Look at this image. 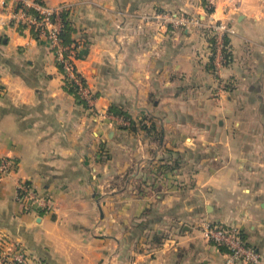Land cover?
<instances>
[{"label":"crops","instance_id":"obj_1","mask_svg":"<svg viewBox=\"0 0 264 264\" xmlns=\"http://www.w3.org/2000/svg\"><path fill=\"white\" fill-rule=\"evenodd\" d=\"M47 1L71 9L74 66L98 95L78 103L49 41L0 13V157L19 162L0 180V235L32 264H222L210 220L264 257V0L216 1L211 17L234 29L219 66L205 32L142 19L205 17L203 0ZM18 177L57 209L25 212Z\"/></svg>","mask_w":264,"mask_h":264},{"label":"built area","instance_id":"obj_2","mask_svg":"<svg viewBox=\"0 0 264 264\" xmlns=\"http://www.w3.org/2000/svg\"><path fill=\"white\" fill-rule=\"evenodd\" d=\"M217 0H205L203 5L206 11L205 17L186 11L176 13L170 11H154L152 14H143V22L158 21L161 26H171L179 29L206 32L215 42V59L217 66L223 63L224 45L226 35L234 32V29L225 19L211 17L216 7ZM239 4L241 0H233ZM211 9L208 12L207 8ZM69 7L63 4L51 5L47 0H0L1 22L18 29H29L38 39H46L54 49L57 62L63 66L64 80L78 86L79 93L86 98L89 109H92V91L88 85L80 79L75 69L73 59L77 48L71 47L69 55L65 51L61 33L63 31L62 13ZM2 86L0 84V91ZM123 125L129 123L122 117L112 115ZM19 162L12 156L0 157V180L8 177H17ZM16 201L25 212L35 214L50 213L56 209L52 197L41 194L34 185L28 184L23 177L16 179ZM203 235L218 246L224 245L229 252L222 264H238L240 262L252 264H264V257L255 248L246 245L239 230L226 223L204 220L201 223ZM33 258L28 250L19 242L10 239L7 235H0V264H32Z\"/></svg>","mask_w":264,"mask_h":264},{"label":"trees","instance_id":"obj_3","mask_svg":"<svg viewBox=\"0 0 264 264\" xmlns=\"http://www.w3.org/2000/svg\"><path fill=\"white\" fill-rule=\"evenodd\" d=\"M205 4V0H203V5ZM208 12H211V9H208V7H206ZM62 19H63V31L61 33V38H62V43L63 45L67 46V50L65 51L66 55H69L70 51H71V46L73 44L76 43L77 45V41H75L74 39L71 38V35L72 33L74 32V28L72 26V19H71V9L68 8V9H65L62 13ZM204 33V32H203ZM206 33V32H205ZM207 34V33H206ZM209 39H210V42H211V47L213 49V54L214 52L216 51V47H215V42H214V39L211 38L209 36ZM229 42V39L226 37L225 38V44ZM225 46V45H224ZM73 48V47H72ZM224 52H225V58H227V60H229V55L230 53L227 51V48L224 49ZM215 57V54L213 55L212 58ZM59 65V68L61 71H63V66L61 63H58ZM78 75L80 76V79L84 82V84L87 85V81L86 79L78 73ZM65 88L66 90L71 93L77 100L78 103L80 104H83L85 107L89 108V104L86 100V98H84L78 91V86L77 85H72L68 80L65 82ZM98 94L97 93H93V97L96 98ZM109 111L111 114L115 115V116H119V117H122L123 119L125 120H128L129 121V124H126V125H121L122 128H128V129H132V130H137V127H136V124L134 122V120L132 119L131 115L125 111L123 108H121L120 106L118 105H111L110 108H109ZM141 126L142 128L146 129V124L144 121H141ZM174 169V166H169L168 167V170H173ZM28 184H31V182L28 181ZM243 238V237H242ZM155 239L158 243H162V235H155ZM213 242V241H212ZM246 245L247 242H245ZM249 246V245H248ZM220 248L223 250V251H226V252H229L228 249H226V247L224 245H220Z\"/></svg>","mask_w":264,"mask_h":264},{"label":"rangeland","instance_id":"obj_4","mask_svg":"<svg viewBox=\"0 0 264 264\" xmlns=\"http://www.w3.org/2000/svg\"><path fill=\"white\" fill-rule=\"evenodd\" d=\"M55 205H56V202H55ZM56 209H57V206H56ZM56 209H55V210H56ZM55 210H54V211H55Z\"/></svg>","mask_w":264,"mask_h":264},{"label":"water","instance_id":"obj_5","mask_svg":"<svg viewBox=\"0 0 264 264\" xmlns=\"http://www.w3.org/2000/svg\"><path fill=\"white\" fill-rule=\"evenodd\" d=\"M204 264H208L207 262H205Z\"/></svg>","mask_w":264,"mask_h":264}]
</instances>
